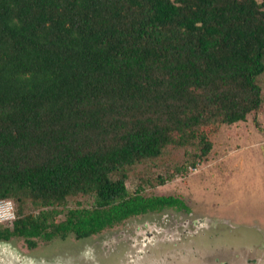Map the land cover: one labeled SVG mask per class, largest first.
I'll return each instance as SVG.
<instances>
[{
  "label": "trees",
  "instance_id": "16d2710c",
  "mask_svg": "<svg viewBox=\"0 0 264 264\" xmlns=\"http://www.w3.org/2000/svg\"><path fill=\"white\" fill-rule=\"evenodd\" d=\"M263 75L264 1L0 0V200L17 205L0 241L33 249L188 210L130 194L127 170L196 141L205 158L202 128L245 122ZM77 196L93 204L58 221Z\"/></svg>",
  "mask_w": 264,
  "mask_h": 264
},
{
  "label": "rangeland",
  "instance_id": "374dc122",
  "mask_svg": "<svg viewBox=\"0 0 264 264\" xmlns=\"http://www.w3.org/2000/svg\"><path fill=\"white\" fill-rule=\"evenodd\" d=\"M259 83L263 103L245 122L202 128L212 142L205 158L196 141L127 170L130 194L141 186L140 194L175 196L188 210L131 217L85 239H36L33 249L21 238L0 241V264H264V75ZM1 201L0 226L12 227L17 205ZM79 204L93 199L70 198L57 220Z\"/></svg>",
  "mask_w": 264,
  "mask_h": 264
},
{
  "label": "built area",
  "instance_id": "2783aa9c",
  "mask_svg": "<svg viewBox=\"0 0 264 264\" xmlns=\"http://www.w3.org/2000/svg\"><path fill=\"white\" fill-rule=\"evenodd\" d=\"M5 203L0 200V212L4 209Z\"/></svg>",
  "mask_w": 264,
  "mask_h": 264
}]
</instances>
